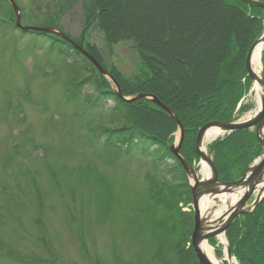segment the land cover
I'll return each mask as SVG.
<instances>
[{"label":"rangeland","instance_id":"rangeland-1","mask_svg":"<svg viewBox=\"0 0 264 264\" xmlns=\"http://www.w3.org/2000/svg\"><path fill=\"white\" fill-rule=\"evenodd\" d=\"M13 1L19 9L22 26L63 32L99 61L98 64L106 68V74H100L64 39L59 37L61 44L47 36L52 34H31L32 31L19 29L10 4L0 0V264H187L188 261L198 264L190 245L194 228L190 191L193 179L185 174L170 150L176 146L180 132L161 106L176 114L165 99L147 92L130 94L140 78L150 75L144 63L147 60L136 52L132 41L124 39L113 45L106 44L103 33L94 23L85 24L84 6L88 5L85 0H74L63 7L62 14L58 12L57 24L51 23L54 27L45 26L46 18L38 11L44 12L48 5L53 12L57 2L63 0ZM192 1L199 6V0ZM217 8L220 14L223 10ZM262 10V15L250 17L252 27L256 25L259 31L255 40L264 33ZM223 12L221 14L232 17L229 10ZM204 15L209 34L214 30L211 15L206 10ZM230 31L224 33V41ZM203 34L199 45L195 37L186 39L184 47L181 45L179 57L190 63L187 77L193 78L196 73L193 66L208 58L198 52L200 48L210 47V38L207 41V33ZM177 36L172 46L179 42ZM162 38L160 42L164 44ZM92 53H97L101 59L97 60ZM247 53L238 81L241 95L227 121L242 122L252 118L258 108L255 86L246 70ZM149 55L150 60L156 61ZM162 57L167 65H175L176 58ZM261 66L264 67V46ZM217 69L215 66L213 71ZM77 73L85 75L80 85L71 87L68 92L66 85L79 78ZM231 81L234 80L230 78ZM122 82L128 84L127 94L119 87ZM168 86L169 83H164L165 89ZM259 87L261 92L260 83ZM100 88L110 92L112 98L95 99L94 94ZM137 95L144 96L136 98ZM149 96L158 104L149 100ZM258 98L260 104L261 94ZM118 102L141 104L172 120L166 139L156 145L125 138L124 133L115 138L104 135V129L111 128L109 110L116 108ZM176 118L183 129L180 148L186 160L180 149L179 154L196 172L199 181H205L210 177L205 178L200 173L202 160L194 145L199 128L187 129L179 116ZM249 131L251 151L246 153V159L250 160L246 169L240 176L236 174L231 162L235 153L231 154L232 159L224 158L225 164H222L226 165L228 174L236 178L234 181L262 159L263 151L254 136V128ZM232 133L222 134L208 143L207 153L212 143ZM156 168L159 172L155 173ZM261 186L256 187V192L264 187ZM256 192L245 209L253 206ZM216 197H213L214 207L204 211L207 217H212L219 204ZM263 201L264 197L248 214L259 213L264 220ZM248 214L236 217L226 228L225 243L218 240L213 230L205 234L204 241L222 264H242L240 258L232 254L236 246H232L229 232L234 225L242 224ZM251 229L249 233L247 227L245 231L242 228L240 244L245 245L251 234V238L257 240L254 243L264 252V232L259 233L256 226ZM247 256L253 263V257Z\"/></svg>","mask_w":264,"mask_h":264},{"label":"trees","instance_id":"trees-1","mask_svg":"<svg viewBox=\"0 0 264 264\" xmlns=\"http://www.w3.org/2000/svg\"><path fill=\"white\" fill-rule=\"evenodd\" d=\"M73 1L57 2L56 6L53 7V12L48 5L44 12L39 9V14L41 13L46 18L44 23L47 25L45 26L54 27L51 23L57 24L58 12L61 15V9ZM199 1L198 6L192 0H85V4L88 2V5L84 6L85 24L94 23L103 33L106 44L113 45L128 39L133 42L136 52L147 60H144V63L150 69V75L140 78V85H137L139 83L135 80L137 84L130 94L147 92V94H153L162 100L165 99L176 116H179V120L183 122L185 128L192 131L208 122H223L231 119V112L241 95V87L238 85V81L243 72V65L245 66V55L259 34L257 26L252 27L253 22L250 17L262 15L261 12L263 11L258 7H250L240 0H231V3H228L227 0ZM254 1L264 3V0ZM217 7L226 11L225 13H228L229 10L232 17L221 14L224 13L221 10L219 14ZM242 8L247 10H242ZM205 10L211 15L214 29L209 34L207 17L204 15ZM224 16L228 21H224ZM229 29L231 31L224 41V33ZM204 32L207 33V41L210 38V47L208 49L200 48L198 52L208 58L203 59L199 65L193 66L196 70L193 78L187 77L190 63L184 57H179L184 47L183 43L188 38L195 37L194 40L199 39L196 41V45H199ZM33 33L36 34V32L31 34ZM37 35L45 34L37 33ZM47 36L62 42L58 36ZM176 36L179 42L172 46L171 43ZM161 37H163L164 44L160 42ZM92 54L97 60L101 59L97 53ZM149 54L156 56L161 63L150 60L147 56ZM163 55L176 58L175 65H167ZM215 66L218 68L216 72L213 71ZM69 68L74 70L71 65ZM77 74L79 78L72 79L66 85L68 92L71 87H78L85 75ZM190 76L192 75L190 74ZM230 78L234 80L231 83ZM164 83H169L168 88L165 89ZM119 85L122 93L127 94L128 84L122 82ZM238 93L239 95H237ZM94 95L95 99L112 98V94L102 88L98 89ZM207 98L210 99L209 102L206 101ZM90 107L93 106L90 105ZM109 111H111L108 115L112 122L111 128L104 129V135L110 134L112 138H115V136L120 137L119 133H124L127 135L125 138L129 137L134 141L140 140L145 144H148V141L156 145L160 144L159 141L165 140L168 136V127L173 122L164 117L161 112L148 110L141 104L118 102L116 108ZM248 132L250 131L246 129L237 130L210 146L212 160L220 181L232 182L236 179L228 174L226 165H222L225 164L224 158L230 157L232 159L231 154L235 153L231 162H233L232 165L239 176L249 164L250 160L246 159L248 155L246 153L249 151L248 144L251 143V136ZM246 137L248 140L245 141ZM180 150V154L186 160L182 148ZM219 166L221 167L219 168ZM154 171L155 173L159 172L158 168ZM183 215L185 216V214ZM182 218L184 217L182 216ZM255 226L258 227L259 233L264 232V220L261 219L259 213L244 216L243 223L234 225L233 230L229 232L230 242L232 246H236L232 254H236L242 264H261L259 259L264 261V252L254 243L257 240L252 239L251 234L245 245H241L239 242L242 231H245L247 227L248 232L251 233V228ZM237 248L240 251L237 252ZM247 254L253 257V263ZM187 264H191V262L188 261Z\"/></svg>","mask_w":264,"mask_h":264},{"label":"water","instance_id":"water-1","mask_svg":"<svg viewBox=\"0 0 264 264\" xmlns=\"http://www.w3.org/2000/svg\"><path fill=\"white\" fill-rule=\"evenodd\" d=\"M10 4L14 14H15V25L21 29L22 31H35V32H42L47 34H52L55 36L60 37L61 39H64L68 43L72 44V46L81 54L83 55L102 75L106 74L105 67L100 66L98 62L86 51L82 48L81 45H76L71 41L63 32L56 30L54 28H39V27H24L20 24V12L17 6L15 5L13 0H7ZM241 2L245 3L246 5L250 7H258L264 9V3L254 1V0H240ZM261 43L264 46V33L258 37L253 44L250 46L247 56H246V70L248 73V76L250 80L255 85V77L252 73V67H251V57L252 53L255 50L256 46ZM150 58L156 60L158 63H161L160 60H158L155 56L149 55ZM259 83L261 84V99H260V109L259 112L256 114V116L253 119H250L246 122H238V121H224V122H210L199 128L197 131L196 137H195V152L199 156V158L206 162L208 165L211 176L209 179L205 181H199L198 176L196 172L192 169L190 165L180 156L179 149L183 141V129L180 125L178 119L176 116L168 110L165 106H160L167 111V113L170 115L172 120L177 124L179 128V139L176 144V146L170 147L171 152L174 154V156L178 159V161L181 164V167L183 168V171L185 174L189 177V179H193L192 185H190V191L192 196V206H193V212H194V228L193 232L190 237V245L193 249V252L195 254V257L197 259L198 264H212L210 260H208L203 252L202 243L204 241L205 234L211 230L215 231L216 228L214 226L221 223V228H217L219 230L220 234H224L226 228L233 222V220L241 215L248 214L256 206L258 203L262 201V198L264 197V80H263V71L261 72V76L258 79ZM115 84V83H114ZM116 89L118 90L117 85L115 84ZM119 98L121 97L120 94H118ZM144 95H137L136 98H142ZM153 103H157L156 99L152 96H149ZM217 127L219 128L223 135L232 133L237 130L242 129H253L255 132V136L257 138L258 144L263 151L262 159H258V161L253 164L251 167H249L242 175V177L234 182H222L217 177L216 169L213 165L212 159H211V151H208L207 154L202 152L201 149V141L202 137L205 133V131L210 127ZM259 185H263V188H260L256 192V187ZM242 192L243 194L240 195L239 202L232 207L231 209H228L225 216L221 218L220 220H212V217H207L205 212V216H202L203 213L200 208V198H203L204 196H211L216 197L224 194H239ZM256 192L254 204L249 209H245L246 205L248 204V201L250 197ZM213 223V225H212ZM215 235L217 236V233L215 232ZM228 257L231 258L229 249L227 250Z\"/></svg>","mask_w":264,"mask_h":264},{"label":"bare ground","instance_id":"bare-ground-1","mask_svg":"<svg viewBox=\"0 0 264 264\" xmlns=\"http://www.w3.org/2000/svg\"><path fill=\"white\" fill-rule=\"evenodd\" d=\"M32 32H35V31H32ZM262 49H263V45L261 43H259L256 46L255 50L253 51L252 57H251L252 73L255 77L254 91L256 92V96H257L256 97L257 98L256 103L258 105L257 111L253 115L252 118H254V116H256V114L259 112V109H260L258 97H260L261 92H260L258 79L260 78L261 72L263 71V73H264V67L261 66ZM252 118H249L247 120H242V122H246ZM246 130H249V129H246ZM222 134H223L222 131L217 127L213 126V127L208 128L202 137V141H201L202 152L207 154L206 145L208 143H210L211 141H214L215 139H217ZM200 173L205 178H209L211 176L210 175L211 171H210L208 165L206 164V162L203 160L200 163ZM216 198H218L217 201L219 202V204L216 206V210L211 215L212 220H215V221L223 218L225 216L227 210L231 209L232 207H234L239 202L240 194L230 193L229 195H223V196L216 197ZM207 207H209V208H207ZM213 207H214L213 197H203L202 200L200 201V208H201L202 212L206 211L207 209H211ZM212 225H213V223H212ZM214 228H216L215 232L217 233L218 240L222 243H225V239H224L223 234H220L219 230L217 229V228H219V229L221 228V223L214 226ZM202 248H203V252H204L206 258L208 260H210V262L212 264H222V262L220 260L215 258L214 254H213V249L205 241H203V243H202Z\"/></svg>","mask_w":264,"mask_h":264}]
</instances>
